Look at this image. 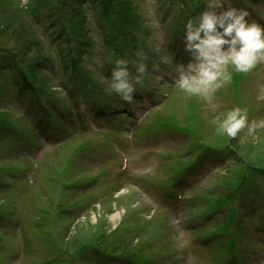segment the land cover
I'll return each mask as SVG.
<instances>
[{"label": "rangeland", "instance_id": "374dc122", "mask_svg": "<svg viewBox=\"0 0 264 264\" xmlns=\"http://www.w3.org/2000/svg\"><path fill=\"white\" fill-rule=\"evenodd\" d=\"M192 1L201 2V10L205 9L206 0ZM234 1L232 6L239 8ZM126 2L135 9V27L125 40L128 42L132 39L138 50L148 51L149 59L143 61L146 72L141 77V83L134 85L131 102H119L121 96L110 88L111 63L107 59L108 52L103 44L102 33L106 21L100 18L101 10L97 4L91 8L87 6L89 19L85 20L83 31L82 27L74 23V32H77L76 28L81 29L80 32L88 31L87 40L95 44L93 50L88 48L85 53L80 51L77 66L83 74L90 70L107 93L113 97L118 96L116 100H108L105 110L129 115L131 119L134 117L133 122L138 126L136 133L134 127L130 129L134 135H124L121 130L116 133L112 119L105 120L109 123V129L101 134L106 126L95 123L94 113L100 114L101 110L97 111L92 100L74 91L75 88L67 78L68 74L62 71L59 63L49 66L52 57L56 58L55 61L61 58L69 62L68 48L65 46L54 49L53 54L45 52L42 62L37 63L30 51V56L23 58L27 69H31L36 85L62 100V104L56 100L60 107L50 103L51 112L55 115L52 118L41 116V109L37 110L36 104L33 105L32 116L28 115L33 94L21 95L18 90L21 65L16 58L17 50L2 44L6 42L0 43L1 48L9 49L5 54L0 53V217L7 216L6 220L0 218V264H98L100 260L96 257L87 259L88 252L94 248L123 252L122 246L131 249L140 245L146 246L142 255L154 253L157 256L159 250L166 252L164 257L168 259L162 260L160 264H224L215 252L219 240L209 243L206 239H198L192 230L204 226L207 231L215 230L218 223L215 226L214 220L226 216L227 211L224 208L216 211L210 218L207 217L208 222H200V218L190 215L198 214L206 200L208 204L213 202V199L204 196L202 199V194L213 191L219 195L226 194L227 189L237 186L233 182L235 173H241L245 167L257 173L261 168L258 161L264 165V129L254 134H249L245 129L230 138L218 135L215 125L211 123L214 116L236 106L247 108L250 120L264 118V63L257 64L247 76L242 77L245 82L241 89L238 87L240 74H233L231 84L219 90L211 100L206 102L200 98H190L174 83L176 66L172 63L175 52L177 58L180 57L181 47L177 45L175 32L170 25H176L182 2ZM28 5L29 0H25L23 6L21 0H0V21L4 19L1 18L3 12H9L8 16H12L16 8H28ZM256 11L255 15L248 11L247 19L264 26L263 3L256 7ZM90 27L93 29L90 30ZM11 33L12 30L3 35L10 36ZM85 54H91V58L86 59L84 65L82 58ZM180 63H186V59L182 57L177 65ZM159 66H164V69ZM238 92L236 103L240 102V105L234 102ZM204 112L208 116V129L205 131L207 138H199V143L204 146L208 141L220 148L230 138L235 145L234 149L238 147L240 151L237 157L239 160L233 163L230 158L221 161L219 157L207 155L198 166L195 179H185L177 184L175 190L179 193L173 200L159 185L170 175L168 169L175 161L170 156L192 158L189 150L194 146L195 135L202 132L200 125ZM53 120H56V126ZM162 120L190 129L191 133L186 135L170 131L146 138L145 132L161 126ZM29 128L30 138L34 131L35 135H39L37 143L34 144L35 141L32 146L23 145L20 150L17 149V153H22L23 160L19 169H15L16 165L11 166L14 159H17L14 157V143L4 139L1 131H28ZM44 130L55 135L43 138ZM113 137L118 141L110 142ZM90 140L95 141L92 151L77 154L83 142ZM90 153L93 156L91 159ZM71 162L77 170V177H91L96 183L64 189L68 181L66 171ZM259 176L264 179V173ZM119 178L123 180L120 184L117 180ZM257 192L255 195L261 200L255 202V205L248 202L247 210L242 211L245 217L243 224L255 220L264 222V186ZM86 198L92 199L90 202H80ZM9 215H12L11 219ZM159 217L161 224L157 226L155 222ZM162 224L164 234L157 230ZM134 225L137 231L129 236L127 231L134 230ZM252 227V236L248 238L257 244L264 243V223L258 226L254 223ZM110 237L116 239H111L110 243ZM247 246L250 248L248 241ZM262 247H253L248 252L247 262L242 264H264ZM242 248L244 245H241ZM160 257L163 258V255ZM103 259L101 257V261Z\"/></svg>", "mask_w": 264, "mask_h": 264}, {"label": "clouds", "instance_id": "9594fccd", "mask_svg": "<svg viewBox=\"0 0 264 264\" xmlns=\"http://www.w3.org/2000/svg\"><path fill=\"white\" fill-rule=\"evenodd\" d=\"M25 0H21L23 6ZM245 9L232 6V0H206L205 9L184 25L186 64L175 69L174 83L188 97L211 100L230 85L233 74L250 73L264 63V26L249 22ZM140 61L133 65L138 75L130 79L129 61L116 59L111 72L110 88L126 102H131L134 85L141 83L146 72L145 55L138 51ZM212 124L218 135L234 138L242 130L254 134L264 129V118L249 119L248 109L239 106L214 116Z\"/></svg>", "mask_w": 264, "mask_h": 264}, {"label": "trees", "instance_id": "16d2710c", "mask_svg": "<svg viewBox=\"0 0 264 264\" xmlns=\"http://www.w3.org/2000/svg\"><path fill=\"white\" fill-rule=\"evenodd\" d=\"M102 7H104V15L110 21V27L112 32L113 41H110L108 44L110 46V50L114 52L116 55H124L125 53H132L135 49V41L129 39L128 42L125 40L127 35L130 34L131 30L135 24L133 19L134 16V7L129 6V3L126 0H99ZM122 2L124 4H122ZM30 5L28 8L26 7H18L13 12V15L8 16L9 12H3L4 18L0 21V37L8 39L7 41L3 38H0V43L5 46H13L17 50L18 64L20 69H22L23 75V82L26 87L31 89L37 96H45L47 98H52L53 94L45 91L42 87H37L35 80L33 79V75L30 73L31 69H27V65L24 64L23 58L26 56H30L28 51L32 52L36 62H42L44 58V53L53 52L51 48H59L60 45H65L68 47L69 53L68 58L70 61L68 64L72 68H74L77 64V61L80 60V51L83 53L87 52V49L91 47V42L87 40L88 31L82 32L84 29V24L86 20V13L85 9L83 8L85 4V0H29ZM87 3V0H86ZM127 7H126V5ZM77 20H80L77 22ZM74 23L76 25L82 27V31L80 32L79 28H76L77 32H74ZM14 26V30L12 27ZM12 33L10 36H4L3 34H7L8 31ZM6 32V33H5ZM13 44H11V43ZM113 42V43H112ZM0 46V53L5 54L8 52L9 49L1 48ZM11 49V48H10ZM51 60V59H50ZM77 60V61H76ZM24 61V62H23ZM66 62V61H64ZM24 70V71H23ZM30 73V74H29ZM34 84H33V83ZM202 124L201 129L202 132H199V135H195V144H198L200 149L204 147L203 144H200V139H206L205 131L208 126V119L203 117L201 118ZM2 130V129H0ZM191 133L190 129L187 130ZM8 132H13L11 129L6 131H1V133L8 134ZM207 132V131H206ZM20 132H14V135H18ZM203 141V140H202ZM223 141V139H222ZM223 147H216L212 145L210 142L207 141L208 144L206 145V150L216 151L214 154H222L220 153V149H224L227 154H230L234 157V162L238 161L237 158L240 156V151L237 148L234 151L229 150L228 144L235 146L232 142V139L228 138L224 141ZM201 145V146H200ZM229 150V152H228ZM204 153L201 155L203 156ZM260 169L257 170V173L252 171V175H246L245 171L247 167L240 173L238 171L235 173L233 177V182H236L238 186H243L246 189L250 190L253 186L257 188L260 185L262 178L259 176L264 173V165H262L261 161H258ZM258 166V165H257ZM218 202V201H217ZM225 202L228 201H219V205H224ZM235 221V217L230 218V223L233 224ZM238 226L234 231L233 234H238ZM136 232L137 229L134 230L129 229L127 231L128 235L130 233ZM110 239L109 242L115 240L116 238H108ZM122 239V238H121ZM118 240V239H117ZM111 243V242H110ZM124 248L123 252L115 251V249L111 252L108 249H101L94 248L92 251L88 252L87 259H94L95 257L100 260L98 264L102 262H106L108 259H115L118 261H123L126 264H135V259H137V263L143 264V258L140 257L139 254L133 250V247L129 246H122ZM126 251V254H125ZM101 257L104 258L101 261Z\"/></svg>", "mask_w": 264, "mask_h": 264}, {"label": "bare ground", "instance_id": "6f19581e", "mask_svg": "<svg viewBox=\"0 0 264 264\" xmlns=\"http://www.w3.org/2000/svg\"><path fill=\"white\" fill-rule=\"evenodd\" d=\"M236 255V254H235Z\"/></svg>", "mask_w": 264, "mask_h": 264}]
</instances>
